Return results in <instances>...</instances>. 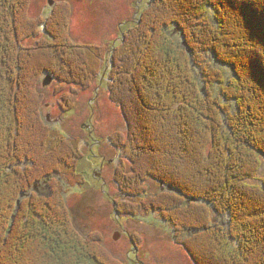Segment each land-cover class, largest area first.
Segmentation results:
<instances>
[{"label": "trees", "instance_id": "16d2710c", "mask_svg": "<svg viewBox=\"0 0 264 264\" xmlns=\"http://www.w3.org/2000/svg\"><path fill=\"white\" fill-rule=\"evenodd\" d=\"M31 2L0 0V264H115L66 201L82 143L42 114L44 75L68 114L100 74L127 127L109 138L120 214L167 223L193 264H264V0H151L110 46L74 43L66 3L32 20Z\"/></svg>", "mask_w": 264, "mask_h": 264}, {"label": "rangeland", "instance_id": "374dc122", "mask_svg": "<svg viewBox=\"0 0 264 264\" xmlns=\"http://www.w3.org/2000/svg\"><path fill=\"white\" fill-rule=\"evenodd\" d=\"M56 1V4L67 2L70 6L69 35L74 43L110 46L132 25L135 18L148 8L151 0ZM46 6L47 0H32L27 10L29 18L43 19L48 14L44 9ZM85 19L90 21L89 24H85ZM176 33H172V36L179 40V37L175 36ZM25 37L27 35L23 39ZM34 44L35 39L23 40L26 47ZM103 76L100 74L90 93L81 91L77 109L68 114H62L60 110L58 100L61 93L56 92V82L44 87L43 83L48 75H44L40 81L44 96L43 116L58 121L53 127L62 134L77 137L83 143L85 158L79 164L80 172L92 176L88 179L85 177L87 185L83 188H70L61 180L74 226L85 238L99 237L106 256L112 258L115 264H193L183 249L174 242L173 231L167 223L159 221L154 215L146 218L128 217L119 212L121 208L117 205L126 203L128 198L121 195L115 180L120 164L115 151L111 150L109 138L113 131L125 133L127 127L120 110L109 100L108 80H104ZM99 111L105 115L106 123L101 122ZM83 123L94 129L92 137ZM85 144L90 146L93 152L88 153ZM103 166L105 168L101 173ZM124 166L125 163H122L123 173ZM95 173H101V176L94 175ZM263 177L264 168L259 174V178ZM99 178L102 180H97ZM147 185L151 193H160V186L155 181L151 180ZM36 186L40 194H47L45 185ZM164 191L171 192L169 189H162V192ZM133 239L140 247L139 257L134 251L138 246H135Z\"/></svg>", "mask_w": 264, "mask_h": 264}, {"label": "flooded vegetation", "instance_id": "af4514ba", "mask_svg": "<svg viewBox=\"0 0 264 264\" xmlns=\"http://www.w3.org/2000/svg\"><path fill=\"white\" fill-rule=\"evenodd\" d=\"M57 2V1H56ZM64 3H67V2H64ZM47 5H48V0H47ZM89 20H87V19H85V24L87 25V24H89ZM104 77V76H103ZM104 80H105V77H104ZM97 81V80H96ZM94 84H95V82H94ZM93 86V85H92ZM91 88L92 87H90V88H88L87 90H85L84 92H87V93H90V91H91ZM86 93V94H87ZM108 94V93H107ZM109 97V96H108ZM98 116L101 118V122L102 123H106V121H104V114L103 113H100V111L98 112ZM84 124V123H83ZM83 124H81V126L83 125ZM94 126V128L95 127H97L95 124L93 125ZM84 127H86L87 129H88V133H89V135L92 137V135H93V133H94V129H92V126H87V124H84ZM96 129V128H95ZM116 133V131H113L112 132V134H115ZM110 136V135H109ZM110 145H111V150L113 149V151H115V153H116V157H117V161H119L121 158H120V155H119V153H118V151L116 150V148L110 143ZM82 147H83V143H82ZM85 147L88 149L87 150V152L88 153H90V152H93V149L90 147V146H88L87 144H85ZM82 150H83V148H82ZM83 153H84V151H83ZM85 155V154H84ZM104 166H103V168L100 170V172L102 173V171L104 170ZM101 173H95L94 175H98V176H101ZM84 176L85 177H87V179L88 178H92V176L91 175H88V176H86V174H84ZM97 180H102V179H97ZM86 185H87V183H85V185L84 186H82V187H79V188H83V187H86ZM135 253L137 254V256L139 257V252H140V247L138 246V247H136L135 248Z\"/></svg>", "mask_w": 264, "mask_h": 264}, {"label": "water", "instance_id": "95a60500", "mask_svg": "<svg viewBox=\"0 0 264 264\" xmlns=\"http://www.w3.org/2000/svg\"><path fill=\"white\" fill-rule=\"evenodd\" d=\"M54 5H55V1H54V0H49V8L46 9V11H47L48 14L45 15L44 18H48V17L51 15V13H52V8L54 7ZM175 32H178V28L176 29ZM52 82H53V79H52L51 76H49V77H47L46 80L44 81L43 86H44V87H49V86H51ZM46 120H47L46 122H47L48 124L51 123V124H50L51 126H53V124H57V123H58V121L53 120V119H50L49 117H48V118L46 117ZM35 191H36L37 193H39V192H38V187H37V186H35ZM169 191H173V189H172V188H169Z\"/></svg>", "mask_w": 264, "mask_h": 264}, {"label": "bare ground", "instance_id": "6f19581e", "mask_svg": "<svg viewBox=\"0 0 264 264\" xmlns=\"http://www.w3.org/2000/svg\"><path fill=\"white\" fill-rule=\"evenodd\" d=\"M172 192V191H171Z\"/></svg>", "mask_w": 264, "mask_h": 264}]
</instances>
